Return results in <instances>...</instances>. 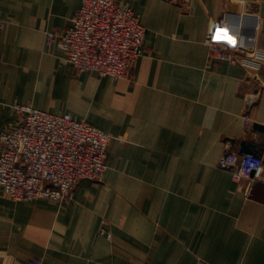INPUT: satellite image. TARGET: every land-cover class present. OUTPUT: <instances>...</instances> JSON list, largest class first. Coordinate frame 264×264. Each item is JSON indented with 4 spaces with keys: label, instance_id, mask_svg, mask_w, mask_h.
<instances>
[{
    "label": "crops",
    "instance_id": "1",
    "mask_svg": "<svg viewBox=\"0 0 264 264\" xmlns=\"http://www.w3.org/2000/svg\"><path fill=\"white\" fill-rule=\"evenodd\" d=\"M115 1L146 28L120 79L48 44L82 0H0V133L18 101L113 135L103 180L61 202L0 186V264H264V179L236 182L225 164L246 144L264 155V62L211 59L204 42L222 19L224 39L264 48V0Z\"/></svg>",
    "mask_w": 264,
    "mask_h": 264
},
{
    "label": "built area",
    "instance_id": "2",
    "mask_svg": "<svg viewBox=\"0 0 264 264\" xmlns=\"http://www.w3.org/2000/svg\"><path fill=\"white\" fill-rule=\"evenodd\" d=\"M224 25L221 19L205 37L211 59L232 64H243L245 59L264 62V48L224 39L222 33H232ZM4 26L0 18V39ZM145 36L141 17L131 7L115 0H82L72 25L60 34L50 32L48 44L56 41L79 71L120 79L130 76L142 56ZM13 107L17 123L0 133V186L10 198L61 202L80 181L103 180L113 135L69 112H50L18 101ZM246 124L249 127L251 121L246 119ZM225 164L236 182L264 179V155L229 153ZM196 264L207 263L198 259Z\"/></svg>",
    "mask_w": 264,
    "mask_h": 264
},
{
    "label": "water",
    "instance_id": "3",
    "mask_svg": "<svg viewBox=\"0 0 264 264\" xmlns=\"http://www.w3.org/2000/svg\"><path fill=\"white\" fill-rule=\"evenodd\" d=\"M213 28H214V26H213ZM245 152H247V153H248V152H253V150H252V148H250V146H248V145L246 144L242 153H245Z\"/></svg>",
    "mask_w": 264,
    "mask_h": 264
},
{
    "label": "rangeland",
    "instance_id": "4",
    "mask_svg": "<svg viewBox=\"0 0 264 264\" xmlns=\"http://www.w3.org/2000/svg\"><path fill=\"white\" fill-rule=\"evenodd\" d=\"M108 221L106 220V223H107Z\"/></svg>",
    "mask_w": 264,
    "mask_h": 264
}]
</instances>
